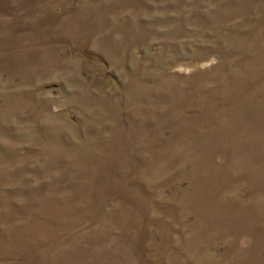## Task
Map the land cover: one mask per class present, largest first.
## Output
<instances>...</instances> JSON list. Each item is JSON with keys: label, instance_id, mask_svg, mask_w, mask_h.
<instances>
[{"label": "rangeland", "instance_id": "obj_1", "mask_svg": "<svg viewBox=\"0 0 264 264\" xmlns=\"http://www.w3.org/2000/svg\"><path fill=\"white\" fill-rule=\"evenodd\" d=\"M0 264H264V0H0Z\"/></svg>", "mask_w": 264, "mask_h": 264}]
</instances>
